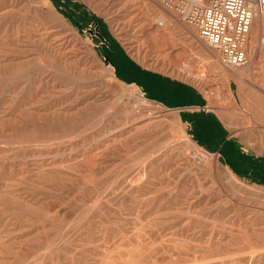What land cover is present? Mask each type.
Instances as JSON below:
<instances>
[{
	"label": "rangeland",
	"instance_id": "374dc122",
	"mask_svg": "<svg viewBox=\"0 0 264 264\" xmlns=\"http://www.w3.org/2000/svg\"><path fill=\"white\" fill-rule=\"evenodd\" d=\"M49 1L0 0V264H264L263 50L235 75L155 0Z\"/></svg>",
	"mask_w": 264,
	"mask_h": 264
},
{
	"label": "built area",
	"instance_id": "2783aa9c",
	"mask_svg": "<svg viewBox=\"0 0 264 264\" xmlns=\"http://www.w3.org/2000/svg\"><path fill=\"white\" fill-rule=\"evenodd\" d=\"M176 12L180 20L193 27L204 45L219 54L227 68L251 63L249 39L259 18L264 29V0H155ZM158 26L165 27L163 22Z\"/></svg>",
	"mask_w": 264,
	"mask_h": 264
},
{
	"label": "bare ground",
	"instance_id": "6f19581e",
	"mask_svg": "<svg viewBox=\"0 0 264 264\" xmlns=\"http://www.w3.org/2000/svg\"><path fill=\"white\" fill-rule=\"evenodd\" d=\"M47 2L49 3V5L51 6V3H50V1L49 0H47ZM48 6V5H47ZM168 15H170V14H168ZM166 16H165V13L164 12H161L160 14H159V19H158V21L157 22H163L164 24H165V27L164 28H162V30H167V28H168V20H166V18H165ZM57 21V20H56ZM159 29H161V28H159ZM157 33V35H159L160 33L159 32H156ZM176 39V38H175ZM177 40V39H176ZM59 43V42H58ZM255 45L256 46H258V48L260 49V50H263L262 52H264V29H263V25H262V22H261V20L258 18L257 20H256V23H255V25L253 26V30H252V34H251V37H250V39H249V48L248 49H250L251 51L252 50H254L255 49ZM210 52H211V54H213V55H215V53L213 52V51H211V50H209ZM215 58L216 59H218L217 58V55H215ZM215 59V60H216ZM219 61V60H218ZM251 63H252V61H251ZM250 63V64H251ZM249 64V65H250ZM248 65V66H249ZM247 66V67H248ZM230 70H232L231 68H230ZM232 71H234L233 72V74H235L236 73V71L235 70H232ZM236 75V74H235ZM140 90V89H139ZM142 92V91H141ZM138 97H140V96H138ZM140 100V99H139ZM146 100V99H145ZM141 101V100H140ZM142 102V101H141ZM144 102V101H143ZM140 103V102H139ZM149 103V101H145L144 102V105L146 104H148ZM151 104V103H150ZM151 126H152V122L151 123H147V124H144V125H142V124H138V125H136L135 126V128H134V130H135V132L137 133V132H140V131H142V130H147V129H150L151 128ZM154 126V125H153ZM152 129V128H151ZM132 130V129H131ZM135 134V133H134ZM125 136V135H124ZM185 136V135H184ZM128 137V136H127ZM119 139H121V138H119ZM127 139V138H126ZM122 141V140H121ZM190 144V143H189ZM165 145V144H164ZM110 146V145H109ZM163 147V146H162ZM171 148V147H170ZM188 150V149H187ZM194 150V149H193ZM190 151V150H189ZM199 151V150H198ZM198 151H194V153L196 152H198ZM188 152V151H187ZM195 153V154H196ZM184 154V153H183ZM198 154H199V156L201 157V158H203V159H207V157L208 156H210V154H202L201 152L199 153L198 152ZM190 155H192V154H190ZM194 155V154H193ZM198 156V155H197ZM197 156H194V157H197ZM200 158V159H201ZM195 163V162H194ZM199 163V162H198ZM54 165V164H53ZM39 171H41V170H39ZM232 176H233V174H232ZM234 178H235V176H233ZM236 180V179H235ZM237 181V180H236ZM243 187V186H242ZM96 201V200H95ZM247 233H245V234H243V238H244V235H246ZM212 236V235H211ZM214 237V236H213ZM212 237V238H213ZM249 237V236H248ZM252 237V236H251ZM250 239V238H249ZM213 241V240H212ZM247 242V241H246ZM251 243V245H250V247L252 248V242H250ZM263 249V248H262ZM255 250V249H254ZM258 250V249H257ZM264 250V249H263ZM251 251V250H250ZM259 251H260V249H259ZM251 252H253V251H251ZM255 254V253H254ZM105 257H107V256H105ZM104 257V258H105ZM106 261V260H105ZM213 261V260H212ZM211 261V262H212ZM216 261V260H215ZM104 263V262H103Z\"/></svg>",
	"mask_w": 264,
	"mask_h": 264
},
{
	"label": "crops",
	"instance_id": "0c3cea01",
	"mask_svg": "<svg viewBox=\"0 0 264 264\" xmlns=\"http://www.w3.org/2000/svg\"><path fill=\"white\" fill-rule=\"evenodd\" d=\"M165 18H166V20H168V23H169L168 26H169L170 23H172V22H171V19H170V17H168V16H166ZM189 27H190V26H189ZM190 28H192V29L196 32V30H195L193 27H190ZM186 33L188 34L189 39L194 40V37H193V35H192V33H193L192 30L188 29ZM196 33H197V32H196ZM195 36H197V34H196ZM197 37H198V36H197ZM263 53H264V52H263ZM156 84L158 85V87H161V82H160V81H157ZM153 98H155V97L153 96ZM193 103H194V102H193ZM199 104H200V103H199ZM197 105H198V102H197Z\"/></svg>",
	"mask_w": 264,
	"mask_h": 264
},
{
	"label": "water",
	"instance_id": "95a60500",
	"mask_svg": "<svg viewBox=\"0 0 264 264\" xmlns=\"http://www.w3.org/2000/svg\"><path fill=\"white\" fill-rule=\"evenodd\" d=\"M98 36L100 37V39H101L102 41L105 40L101 34H98Z\"/></svg>",
	"mask_w": 264,
	"mask_h": 264
},
{
	"label": "trees",
	"instance_id": "16d2710c",
	"mask_svg": "<svg viewBox=\"0 0 264 264\" xmlns=\"http://www.w3.org/2000/svg\"><path fill=\"white\" fill-rule=\"evenodd\" d=\"M264 168V167H263ZM262 172L264 173V169H262Z\"/></svg>",
	"mask_w": 264,
	"mask_h": 264
}]
</instances>
